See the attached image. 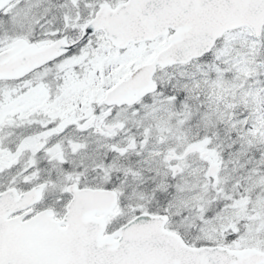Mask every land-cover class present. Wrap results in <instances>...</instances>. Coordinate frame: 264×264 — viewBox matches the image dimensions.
Instances as JSON below:
<instances>
[{
    "label": "snow or ice",
    "instance_id": "1",
    "mask_svg": "<svg viewBox=\"0 0 264 264\" xmlns=\"http://www.w3.org/2000/svg\"><path fill=\"white\" fill-rule=\"evenodd\" d=\"M0 264H264V0H0Z\"/></svg>",
    "mask_w": 264,
    "mask_h": 264
}]
</instances>
